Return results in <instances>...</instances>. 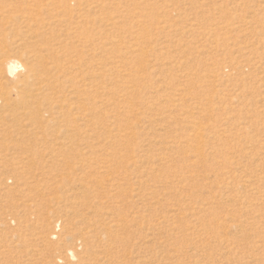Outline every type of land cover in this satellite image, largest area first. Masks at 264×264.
Masks as SVG:
<instances>
[{
    "label": "rangeland",
    "instance_id": "obj_1",
    "mask_svg": "<svg viewBox=\"0 0 264 264\" xmlns=\"http://www.w3.org/2000/svg\"><path fill=\"white\" fill-rule=\"evenodd\" d=\"M8 55L0 264H264V0H0Z\"/></svg>",
    "mask_w": 264,
    "mask_h": 264
},
{
    "label": "bare ground",
    "instance_id": "obj_2",
    "mask_svg": "<svg viewBox=\"0 0 264 264\" xmlns=\"http://www.w3.org/2000/svg\"><path fill=\"white\" fill-rule=\"evenodd\" d=\"M33 78H35L37 84L41 82L35 65H32L27 60L24 64L17 56L9 55L0 59L1 100L4 101V99H8L11 90L15 91L18 95L23 93V91H27L28 93L34 92L29 86V81ZM8 84L11 85L9 86L11 89L10 91H8Z\"/></svg>",
    "mask_w": 264,
    "mask_h": 264
}]
</instances>
